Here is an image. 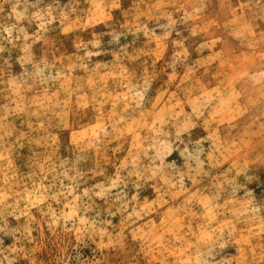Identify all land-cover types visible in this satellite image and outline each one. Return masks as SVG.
<instances>
[{"label":"rangeland","instance_id":"rangeland-1","mask_svg":"<svg viewBox=\"0 0 264 264\" xmlns=\"http://www.w3.org/2000/svg\"><path fill=\"white\" fill-rule=\"evenodd\" d=\"M0 264H264V0H0Z\"/></svg>","mask_w":264,"mask_h":264}]
</instances>
